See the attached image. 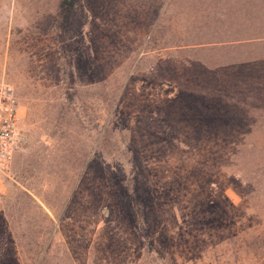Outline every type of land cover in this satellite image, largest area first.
<instances>
[{
    "label": "rangeland",
    "instance_id": "374dc122",
    "mask_svg": "<svg viewBox=\"0 0 264 264\" xmlns=\"http://www.w3.org/2000/svg\"><path fill=\"white\" fill-rule=\"evenodd\" d=\"M60 2L0 0V264H264V0Z\"/></svg>",
    "mask_w": 264,
    "mask_h": 264
},
{
    "label": "built area",
    "instance_id": "2783aa9c",
    "mask_svg": "<svg viewBox=\"0 0 264 264\" xmlns=\"http://www.w3.org/2000/svg\"><path fill=\"white\" fill-rule=\"evenodd\" d=\"M19 121V104L13 87L0 81V184L10 172Z\"/></svg>",
    "mask_w": 264,
    "mask_h": 264
},
{
    "label": "trees",
    "instance_id": "16d2710c",
    "mask_svg": "<svg viewBox=\"0 0 264 264\" xmlns=\"http://www.w3.org/2000/svg\"><path fill=\"white\" fill-rule=\"evenodd\" d=\"M82 0H61L59 5L58 16L61 18L62 22H66L71 13L74 11L75 7Z\"/></svg>",
    "mask_w": 264,
    "mask_h": 264
}]
</instances>
